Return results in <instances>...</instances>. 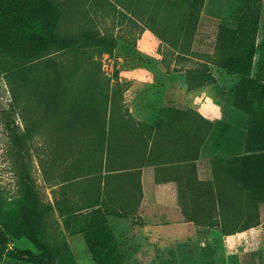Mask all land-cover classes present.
I'll use <instances>...</instances> for the list:
<instances>
[{
  "label": "rangeland",
  "instance_id": "1",
  "mask_svg": "<svg viewBox=\"0 0 264 264\" xmlns=\"http://www.w3.org/2000/svg\"><path fill=\"white\" fill-rule=\"evenodd\" d=\"M53 1L57 36L44 53L13 78L9 71L19 63L0 53V264H34L16 254L40 252L23 235L18 210L25 201L14 162L21 147H9L8 113L34 135L28 150L38 201L52 205L39 214L36 230L56 264H97L88 238L104 224L126 264H264V224L245 228L248 220L260 221L264 201L251 205L236 190L227 163L234 155L202 160L201 181L186 171L183 201L168 189L162 211L146 220L148 229H113L96 208L103 177L113 180L104 171L119 156L143 161L146 149L157 163L197 155L192 131L177 145L162 129L177 93L207 86L205 94L233 105L245 76L219 62L253 44L255 56L242 71L264 81V0ZM111 39L116 45L109 51ZM226 83L231 92L221 97ZM148 118L152 146L138 133ZM138 217L131 221L144 226Z\"/></svg>",
  "mask_w": 264,
  "mask_h": 264
},
{
  "label": "trees",
  "instance_id": "2",
  "mask_svg": "<svg viewBox=\"0 0 264 264\" xmlns=\"http://www.w3.org/2000/svg\"><path fill=\"white\" fill-rule=\"evenodd\" d=\"M58 21L59 12L53 0H0V53L14 56V60L19 63L17 67L10 69V78L52 45L57 36ZM115 45L116 40L111 39L106 50L110 51ZM255 53L256 47L253 44L238 58L219 62L225 70H240L245 76L234 91L233 102L249 119L245 152L228 158L227 163L236 181V190L251 205L264 201V81L259 74L249 78L248 73L242 71L251 64ZM12 92H15L14 87ZM12 107L15 111V100ZM1 114L4 115V112L1 111ZM12 114L8 113L9 116L3 117V125L10 139L9 147H21V150L17 149L15 152L14 162L25 201L24 207L18 210L23 235L40 248V252L27 248L18 251L16 256L34 264H56V254L40 240L36 230L39 214L50 210L52 205L38 201L31 169L32 159L28 150V144L34 139V135L29 126L21 130L16 120L10 118ZM58 210L62 213L61 209ZM258 223V219L248 220L245 228ZM88 245L97 264H126L118 242L106 224L92 231Z\"/></svg>",
  "mask_w": 264,
  "mask_h": 264
},
{
  "label": "crops",
  "instance_id": "3",
  "mask_svg": "<svg viewBox=\"0 0 264 264\" xmlns=\"http://www.w3.org/2000/svg\"><path fill=\"white\" fill-rule=\"evenodd\" d=\"M220 87L217 94L221 97L231 92L230 83L221 84ZM206 88L201 86L177 93L172 101L174 109L170 111L171 116L166 117V123L162 125L163 130L172 132L177 145L184 143L185 131H192L193 142L199 146L196 156L184 158L179 157L178 153L174 160L164 158L162 162L154 163L151 151L145 149L143 161L131 158L129 163L119 156L118 162H114L110 170L106 168L104 171V174L111 173L113 180L103 177L102 201L96 204V208H103L113 229H148L146 220L151 219L154 210L162 211L168 189H175L176 200L183 201L186 171L191 173L193 181H201L202 160L245 152L248 130L246 115L243 117V111L233 107L223 97L212 98L205 94ZM147 120L143 128L139 127L138 133L144 136L145 141L149 139L152 146V121L149 118ZM196 131L200 133L198 139ZM174 175L176 178L172 179ZM263 209L256 226L264 224ZM138 216L144 218V226L140 221H131L134 218L142 220ZM119 222L124 226H120Z\"/></svg>",
  "mask_w": 264,
  "mask_h": 264
}]
</instances>
